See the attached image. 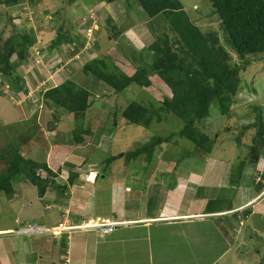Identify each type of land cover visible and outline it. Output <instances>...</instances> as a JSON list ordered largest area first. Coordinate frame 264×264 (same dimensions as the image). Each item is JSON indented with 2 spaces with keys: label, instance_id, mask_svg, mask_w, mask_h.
I'll list each match as a JSON object with an SVG mask.
<instances>
[{
  "label": "rangeland",
  "instance_id": "obj_1",
  "mask_svg": "<svg viewBox=\"0 0 264 264\" xmlns=\"http://www.w3.org/2000/svg\"><path fill=\"white\" fill-rule=\"evenodd\" d=\"M182 1L186 4L193 24L205 34L207 42L214 41L211 37L214 36L217 41L215 46L224 48L228 55L226 64L241 66L237 73L240 90L233 98L229 114L222 115L211 105L210 117L197 123L215 141L209 157L202 153L191 154L194 145L176 135L173 143H164L156 149L154 162L149 166L145 156L128 161L124 153L140 148L154 136L166 137L177 133L184 126V122L174 114H165L164 111L160 116L154 117L149 127L133 129L123 119L124 112L128 111L129 105L134 101L148 104L154 99L159 107L164 93L171 96L168 84L161 78L152 77L149 87L134 85L124 93L113 95V89L108 88L104 81L93 74L87 76L83 68L94 59H105L108 65L104 68L106 73L114 72L117 76L133 75L136 68L130 59L138 64L143 63L142 59L151 60V55L145 51L149 50L157 36H167L170 50H177L181 38L174 41L176 32L169 27L168 22L164 19L148 18L141 7L132 5V0H42L38 4L23 0L18 5H0V52L5 51L13 35L30 34L34 38L27 58H22L21 63L16 65L17 69L15 66L14 78L19 77V84L10 81L8 75L0 74V174L8 169L10 158L15 152L47 163L49 167L51 153L67 155L56 179L66 189L49 190L40 199L36 188H32L24 176L13 179V195L6 196L4 192H0V223L6 226L18 219H28L32 223L27 224L35 225L34 221L42 222L47 218L46 214H40V210L45 209L48 212L56 210L59 205L61 208L66 205L61 222L67 227L86 225V222L95 218L82 217V220L75 221L72 219L74 213L69 210L71 206H76L75 210L79 213L88 212L83 206H77L75 201L87 193V183L81 180L85 173L81 175L80 172L89 169L100 172L104 166L102 161L106 157L117 155L120 158L112 162V170L106 174L107 177L111 174L112 189L113 184L117 183L119 186L115 185L114 189L122 193L120 199L145 201L146 215L150 210L153 213L158 206L162 208L168 194L174 190L184 193V205L203 202L204 205L200 206H210L212 209L229 207L236 194V201L239 203L242 194L256 195L259 185L264 188V125L259 124L261 120L264 123V54L241 57L235 53L218 15L213 12L211 0ZM108 21L116 27L115 30L110 28ZM150 23L155 28V33L150 32ZM66 35L74 43L68 41L55 48L56 38ZM188 51V48H184L178 52V57L189 59ZM12 59H18L16 54ZM68 80L88 90L91 93L89 101L95 100L83 119L77 113L68 112L53 103H46L44 92ZM79 120H83L85 127L93 131V136L82 144H75L72 134ZM258 130L263 134L262 137L258 136ZM242 162L247 180L242 179L236 184L235 179ZM161 165L166 167V171L162 172ZM71 171L78 172V177L74 184L69 185ZM172 179L177 182L175 189L169 187ZM82 188L85 193H80ZM109 191L110 183L95 188L93 194H98V205L106 206ZM153 197V207L150 208L149 200ZM179 197L174 196L173 200ZM262 198L264 200V195ZM132 203L131 201L128 205ZM260 204L253 210L254 215H245V211L249 209L243 204L234 210L240 212L210 219L211 222H206L208 226L201 224L210 234L216 219L223 218L220 219V224H216L222 234L231 237V241L236 244L237 249L227 254L220 264H264V215L259 214L264 210V201ZM138 209L141 208L135 206L129 212ZM119 215L127 217L126 213L119 212ZM249 222L255 224L259 232H254ZM27 224L18 227L13 234L22 236L23 234L18 233ZM129 230L133 233L136 229L121 228L115 235ZM86 231L81 228L38 235H49L61 246L70 234ZM102 234L107 236L108 233ZM219 241L218 239L216 243ZM186 242L203 243L197 228L192 227L187 231ZM216 243L204 244L198 250L206 253L213 250L214 258L217 249L222 247ZM193 249L187 243L182 249L183 257L190 255L192 252L188 250ZM62 257L67 258L63 254ZM204 258L202 264H207V259L211 261L206 255ZM192 259L193 256L187 258L189 261ZM194 261L189 264H201Z\"/></svg>",
  "mask_w": 264,
  "mask_h": 264
},
{
  "label": "trees",
  "instance_id": "obj_2",
  "mask_svg": "<svg viewBox=\"0 0 264 264\" xmlns=\"http://www.w3.org/2000/svg\"><path fill=\"white\" fill-rule=\"evenodd\" d=\"M22 1L0 0V5H18ZM27 1L38 4L42 0ZM106 1L112 2L115 0ZM132 2V5L141 7L148 18L166 20L169 27L176 32L173 38L174 41H176V38H181L178 41L179 48L177 47L175 51L170 50L169 38L167 36H157L156 41L150 46L149 50L145 51L148 55H151V60L142 59L143 63L140 64L139 62L138 64L130 59L136 68L133 75L122 74L117 76L114 72L106 73L104 68L108 65L105 59L90 61L84 66L83 72L87 76L93 74L104 81L108 88L113 89V95L124 93L134 85L149 87L152 84V77L161 78L168 84L171 96L164 93L162 104L156 100L160 104L159 107L156 106L157 103L154 99L153 102L148 103L150 105L143 103V101H134L129 105L128 111L124 112L123 119H126L128 125L133 129L134 127L147 128L151 125L154 117L160 116L165 111V114L172 113L181 119L184 126L173 135L166 137L154 136L140 148L134 151H126L124 157L130 161L145 156L147 165H152L156 149L164 143H173L175 141L173 137L176 135L194 145L191 154L192 152L193 155L202 153L205 157H209L213 152L215 141L210 139V136L203 132L197 126V123L210 117L211 105L222 115L229 114L233 98L240 90L237 73L240 71L241 66L226 64L228 55L224 48L215 46L217 41L214 36H211L214 41L207 42L205 34L193 24L186 10V4L182 0H132ZM211 2L213 12L218 15L235 53L241 57L264 54V0H211ZM108 22L110 28L115 30L116 27H113L110 21ZM148 28L151 33H155L156 30L153 28L152 23L148 24ZM68 41L74 43L67 35L63 38L57 37L54 47L56 48ZM33 43L34 38L30 34L13 35L9 44L5 47V51L0 52V74L8 75L10 81L19 84L17 80L19 77L14 78L16 76L14 73L15 66L21 63L22 58L23 60L27 58L28 51ZM184 48L189 49L187 54L189 59L178 57V52ZM14 54L18 58L15 59L16 61H12ZM16 91L18 90L16 89ZM44 96L47 104L53 103L68 112L77 113L82 119L85 118L87 112L95 103L94 99L89 101L91 93L88 90L69 80L60 86L45 91ZM258 117L260 119V115ZM259 124L264 125L262 120ZM257 133L259 137H262L263 134L260 130ZM72 136L75 144H82L93 136V131L85 127V123L81 120L74 129ZM66 158L67 155L64 153H51L49 167L47 163L35 161L15 152L10 158L8 169L0 174V192H4L6 196H12L15 190L12 180L19 176H24L32 188L33 186L36 188L40 199H43L49 190L66 189L65 185L61 186L56 180L58 173L62 171L61 165ZM117 158H120V156L106 157L102 161L104 166H102L103 170L98 178H102V175L105 178L107 177V172L112 170L110 165ZM147 165L146 169L148 168ZM161 170L162 172L166 171V167L161 165ZM243 171L244 162L240 165L237 177L235 175L236 184H239L242 179L247 180ZM77 177L78 174L71 171L68 184H74ZM176 183L175 179H172L169 184L170 189H175ZM262 189L263 185H259L258 192H261ZM153 200L154 197L149 200L150 208L153 207ZM206 209L211 211L215 208L211 209L208 206ZM150 213L151 210L148 211V215H152ZM245 215L249 216L250 211H246ZM220 219L223 218L216 219L218 224H220ZM124 227L115 226L107 235H111L116 230Z\"/></svg>",
  "mask_w": 264,
  "mask_h": 264
},
{
  "label": "crops",
  "instance_id": "obj_3",
  "mask_svg": "<svg viewBox=\"0 0 264 264\" xmlns=\"http://www.w3.org/2000/svg\"><path fill=\"white\" fill-rule=\"evenodd\" d=\"M78 171L80 172V170ZM100 172L90 169L81 170V175L85 173L84 178H81V180L87 183L85 190L87 193L81 195L75 201H77V206H83L88 212L79 213L78 210H75L76 206H71L69 210L74 213L72 219L79 221L83 219L82 217H93L95 219H103L104 221L101 222H108L114 219L132 221L127 227L136 229L133 233L129 230V232L115 235L116 230L111 235L104 236L97 231L74 232L67 237V241L64 243L65 246H60L49 235H14L13 232L18 227L32 223L28 219L25 221L18 219L19 221L16 220L15 223L7 224L6 226L4 223H0V233H3L0 234V264H59L60 262L62 264H189L195 262L194 260L202 264L205 255L211 260L209 262L207 259V264H220L228 256L227 254L237 249L236 244L231 241V237L222 234L216 224L217 221H213L212 233L206 232L201 224H206L213 217L204 218V215L234 211L243 204L244 207H248L249 210L247 211H250V215H254L253 210L264 201L263 198H258L260 196L259 192L256 195L251 193L250 196L242 194L238 203L236 194L229 207H217L208 211L205 206H200L201 204L204 205L202 201V203L197 205H184V193L180 190H174L168 194L169 197L166 198V203L162 208L158 206L152 215H146L145 201L136 200V202L135 200L125 201V199H120V196L121 198L123 196L122 193L114 189L115 185L119 186V184H113L112 189L111 174L106 178L104 175L102 178H98ZM75 173L78 174L76 171ZM104 183H110V191L106 197L105 207L101 204L98 205L100 200H96L98 194L96 196L93 194L95 188L97 187L98 189ZM85 191L82 188L80 193H85ZM258 194L259 196H257ZM174 196L180 197L174 201ZM131 201L136 204L128 205ZM110 204L112 205L111 208ZM135 206L141 209L129 212ZM66 208V205L64 208L59 205L56 210L53 209L48 212L45 209L40 210V214H46L47 218L42 222L34 221L35 219L32 220L42 226H56L62 221L61 216ZM159 208L160 210H158ZM119 212L121 214L126 213L127 217H121L122 215H119ZM259 214L264 215V210ZM200 216H203V219ZM36 218H38V215ZM249 223L254 232H259V228L255 224ZM127 227H124V229H127ZM192 227L199 230L203 243L186 242V233ZM8 233H11L10 236H5ZM218 239L220 240L217 242L219 244L216 243ZM211 242L219 246L222 245V247L217 249L214 258H212L213 250L208 251V253L198 250L204 244L207 245ZM187 243L194 249L188 250L192 253L183 257L182 249L186 247ZM2 249L3 251H1ZM62 254L67 258H63ZM208 254H210L209 257ZM190 256H193V259L189 261L187 258Z\"/></svg>",
  "mask_w": 264,
  "mask_h": 264
},
{
  "label": "built area",
  "instance_id": "obj_4",
  "mask_svg": "<svg viewBox=\"0 0 264 264\" xmlns=\"http://www.w3.org/2000/svg\"><path fill=\"white\" fill-rule=\"evenodd\" d=\"M121 222H96L95 220H91L86 222V225H80V226H66L64 223H60L58 227L55 229L57 230H51V228L47 227H40L37 225H29L27 224L25 228H22L21 231L18 234H23V235H38L42 234L45 232H50L57 234L59 232H63L66 230L72 231V230H78V229H84V230H90V229H97L102 231L103 233L107 234L113 230L115 226L120 225ZM83 226V227H82Z\"/></svg>",
  "mask_w": 264,
  "mask_h": 264
},
{
  "label": "clouds",
  "instance_id": "obj_5",
  "mask_svg": "<svg viewBox=\"0 0 264 264\" xmlns=\"http://www.w3.org/2000/svg\"><path fill=\"white\" fill-rule=\"evenodd\" d=\"M264 189V188H263ZM259 193V192H258ZM260 196L258 197V198H262V196L264 195V191H261L260 193ZM237 212H240V211H228V212H221V213H212V214H207V215H209V216H206V217H213V218H215V217H220V216H223V217H227V215L228 214H232V213H237ZM246 213V212H245ZM240 216V215H239ZM200 217H203V216H200ZM205 216H204V218H206ZM96 222H101V221H104L103 219H100L99 221L98 220H96V219H94ZM111 220V219H110ZM118 222V220L116 219H114V220H111V221H108V222ZM62 223V222H61ZM132 223V221H128V222H121V224L120 225H118V226H124V225H126V226H128V225H130ZM35 225H37V226H40V227H47V226H42V225H39V224H35ZM59 225V224H58ZM58 225H56V226H54V227H57ZM54 227H48V228H54ZM87 231H97V232H100L101 234L103 233L102 231H100V230H97V229H90V230H87ZM103 235V234H102ZM31 236H34V235H31Z\"/></svg>",
  "mask_w": 264,
  "mask_h": 264
},
{
  "label": "bare ground",
  "instance_id": "obj_6",
  "mask_svg": "<svg viewBox=\"0 0 264 264\" xmlns=\"http://www.w3.org/2000/svg\"><path fill=\"white\" fill-rule=\"evenodd\" d=\"M52 230H54V229H52ZM55 230H57V229H55Z\"/></svg>",
  "mask_w": 264,
  "mask_h": 264
}]
</instances>
